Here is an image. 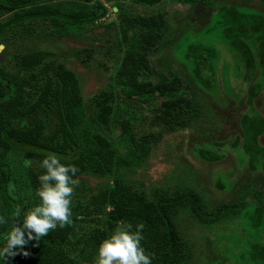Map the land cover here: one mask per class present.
<instances>
[{"label": "trees", "instance_id": "trees-1", "mask_svg": "<svg viewBox=\"0 0 264 264\" xmlns=\"http://www.w3.org/2000/svg\"><path fill=\"white\" fill-rule=\"evenodd\" d=\"M127 1L141 7H155L164 0ZM183 1L193 5L213 2ZM67 3L74 7L72 11L64 6ZM117 7L121 21L124 6ZM240 8L229 4L214 10L206 27L192 29V23L188 22L183 28L184 33L190 28L188 35L182 33L167 39L170 61L182 67L181 71H172L171 68L157 70L149 59L170 28L164 14L136 18L131 33L122 25L118 30L119 54L114 55L110 46L116 44L109 37L96 34L97 28L106 27L104 20L108 16L101 0H0V21L9 17L0 23V38L14 28L27 29L32 38L34 24L48 23L54 32L64 30L60 37L89 41L70 47L65 53L36 46L26 53L17 51L8 61L9 70L0 66V215L8 220L0 225V249L7 243L5 236L11 230L15 209L20 207L23 214L40 203L36 196L37 177L45 170L30 169L22 174L19 169L25 170L26 166L19 163L35 161L40 166L47 153H54L61 157L62 164L79 168L74 177L79 179V184L74 186L72 222L64 227L57 225L39 241L31 240L24 248L15 249L19 264H94L101 242L121 222L131 225L133 231L138 224H144L145 239L141 244L154 254L152 264H187L193 252L182 235L180 223L191 213L208 228L206 235L198 236L204 245L200 263L238 264L234 244L228 236L221 238L214 225L226 218L237 220L241 209H247L250 202V208L264 222L263 193L248 188L236 203L225 204L207 217L203 213L205 195L187 193L147 203L145 194L132 191L124 178L127 171L141 165L149 152L144 143L152 139L135 128L126 108L135 105L134 101H141L142 105L151 107L150 117L142 115L145 121L148 119L152 126L174 133L194 126L202 114L201 105L188 96L190 91L204 92L221 108L243 104L248 109L241 117L239 135L222 143H210L211 149L196 147L192 151L195 158L218 164L226 158L229 149L241 148L249 155L253 171L257 164L264 169V146L260 143L264 137V115L254 104L264 94V12ZM81 30L92 32L93 36L86 33L80 36ZM55 37L60 38L57 34ZM219 46L227 51V59ZM98 52L107 59L115 58L119 67L111 75L109 87L94 95L93 115L89 120L79 84L73 80L64 55L75 59L83 68H90ZM107 64L108 61H103L100 66L108 71ZM23 71L29 75L21 77ZM238 79L246 83L249 89L246 95L233 85V80ZM156 101L159 105L153 107ZM122 119L126 120L120 125L122 132L112 142L102 131ZM22 122L28 123L23 127ZM120 149L127 152L120 154ZM115 168L126 172L116 177L113 185L104 189L89 184V178L108 177ZM27 189L30 196L25 195ZM248 194L254 201L246 203ZM102 217L106 220L102 228L85 229L88 227L81 225L88 222L99 226ZM22 222L23 216L19 223ZM257 250L259 254L251 264H264L254 262L264 260H260L264 258V243ZM0 258L6 264L4 256Z\"/></svg>", "mask_w": 264, "mask_h": 264}, {"label": "rangeland", "instance_id": "rangeland-1", "mask_svg": "<svg viewBox=\"0 0 264 264\" xmlns=\"http://www.w3.org/2000/svg\"><path fill=\"white\" fill-rule=\"evenodd\" d=\"M101 1L105 3L108 9V16L104 20L106 27L97 28L96 34L99 37H109L112 41L111 43L116 44V46L113 44L110 46L114 55L119 54V47L117 46L119 42L118 30L122 25L131 33L136 27L134 22L136 18L164 14L167 25L170 28L164 34L162 42L155 48L154 54H150L149 58L157 70H168L170 68L172 71L182 70V67L178 63L170 61V48L166 46V42L167 39L173 38L174 35L184 33L183 28L187 25L186 23L191 22L192 29L194 27L201 28L204 25L206 27L208 17L211 16L214 10L218 11V9L229 4L236 5L239 8L244 7V9L251 7L264 12V3L262 0H251L250 2H244L243 0H209L210 2L213 1L211 3L212 5L207 1L193 5L183 0H164L155 7H141L127 0H112L111 3H107L105 0ZM118 4L124 6L121 10V14H123V20L121 21L117 17V13L120 12L117 7ZM64 6L68 11L74 9L70 3ZM8 18L2 19L0 23L6 21ZM34 25L33 27L36 28L32 27L31 29L37 36L36 38H34L33 32H31L33 33L32 38H29L30 34L27 33V29L23 28H14L1 36L0 45L4 46L0 50L1 67L9 70L11 64L8 61L11 58V54L17 51L20 54L21 52L26 53V51L36 46L37 48L46 49L50 47L52 50L65 53L71 49L70 47H77L89 42L83 39L80 40V38L73 40V38L68 39L65 36L60 37L65 33L64 30L60 29L54 32L48 23H37ZM189 32H191L190 28H187L184 34L188 35ZM83 33L93 36L92 32H85V30H81L78 34L84 35ZM56 34L60 38H56ZM219 50L224 55V59H227V51L222 46H219ZM98 53L90 68H83L75 59L68 58V56L64 55V57H67L65 61L69 69H71L73 80L79 84L80 95L84 101L85 115L89 120L92 119L93 115L92 99L94 95L101 89L109 87L111 75H114L119 67V64H116V60H114L115 58L107 59ZM237 59L239 62L241 61L240 58ZM103 61H108V71L101 68L100 64ZM234 62H237V60L235 59ZM232 64H234L233 61ZM232 66L234 67L235 65ZM232 74H234L233 70ZM26 75L28 76L29 73L27 74L24 71L20 72L21 77ZM152 81L158 83L157 80ZM233 81V85L245 91L246 93L243 95H246L249 90L246 87V83L242 84L239 79ZM238 88L236 90H239ZM188 96L191 100L201 105L202 114L199 117L198 123L194 124V126L174 133H168L162 130L160 126H152L148 122V119L145 121L143 116L147 114L150 117L151 115L150 106L146 104L142 105L141 101H134L135 105H129L126 110H128V115L132 117L130 119L133 125L136 124L135 128L138 127L144 134L146 133V135L152 136L148 144L144 143L149 148L147 156L141 165L134 170L126 172L125 170L119 171L118 168H115L113 173L108 177L89 178V184L94 187L100 186L106 189L109 185H113L116 177L122 176L126 172L124 178L126 185L136 193L145 194L147 203H153L159 199L176 197L187 193L205 195L204 198L207 202L203 208V213L207 217L214 215L216 210L225 204L230 205L236 203L240 194L248 188L264 194V169L262 165L257 164L253 171L250 166L249 155L241 148L236 151L232 150L233 152L229 149L226 158L218 164H208L197 160L192 153L196 147L202 146L211 149L209 147L210 143H222L239 135L241 132V117L248 109L243 104L240 106L231 104L227 108H221L213 102L211 97L202 91H197L194 94L190 91ZM245 98L247 97L245 96ZM157 102L152 103L153 107L159 105ZM254 104L255 109L261 115H264V94ZM124 122L126 120L122 119L115 126L106 128L102 133L110 141L114 142L116 137L120 136L122 132L120 125ZM26 123L22 122L21 126L25 127ZM161 134L163 135L161 136ZM260 143L264 146V137L261 138ZM126 152V149H120L119 151L120 154ZM19 164L26 166L25 170L19 169L22 174H27L30 169L41 168L35 161L20 162ZM30 194V190L27 189L25 195L30 196ZM245 200L247 203L254 201V198L251 194H248ZM250 203L247 209H241L237 220H229L226 218L224 222L214 225V228L219 230L218 235L221 238L228 236L234 244L237 249L238 264L253 263V258L259 254L257 247L264 243L263 219L259 217L258 212L250 208ZM196 219L195 215L191 213L183 218L180 223L182 235L193 252L191 260L187 264H202L200 262L204 255V245L198 236L206 235L208 228ZM105 221V217H102L99 226L88 224V222H83L81 225L84 227L102 228L105 226ZM89 227L85 229H89ZM0 257L3 258V256ZM3 259L6 261V264H19L16 256H8ZM263 259L262 257L260 258V260ZM2 261L0 260V264ZM254 262L260 263L264 262V260L259 261L255 259Z\"/></svg>", "mask_w": 264, "mask_h": 264}, {"label": "clouds", "instance_id": "clouds-1", "mask_svg": "<svg viewBox=\"0 0 264 264\" xmlns=\"http://www.w3.org/2000/svg\"><path fill=\"white\" fill-rule=\"evenodd\" d=\"M3 47L0 45V50ZM40 167L45 170L37 177L39 187L36 196L40 203L23 214L20 207L15 209L11 230L5 236L7 243L0 249V256H15V249L24 248L31 240L39 241L57 225L64 227L72 222L74 186L79 184V179L74 177L79 168L74 164H62L61 157L54 153H47ZM21 216L22 224L19 223ZM7 223L8 220L0 215V225ZM143 230L142 223L134 231L131 225L118 224L113 233L101 242L94 264H152L154 254L148 253L141 244L145 239Z\"/></svg>", "mask_w": 264, "mask_h": 264}]
</instances>
